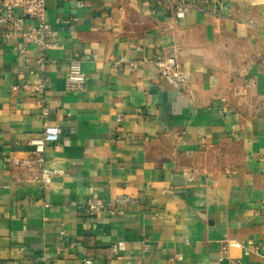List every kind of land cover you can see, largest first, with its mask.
Listing matches in <instances>:
<instances>
[{
	"label": "crops",
	"instance_id": "obj_1",
	"mask_svg": "<svg viewBox=\"0 0 264 264\" xmlns=\"http://www.w3.org/2000/svg\"><path fill=\"white\" fill-rule=\"evenodd\" d=\"M177 1L45 0V70L23 31H0V263L264 264L245 252L264 240V0H184L182 18ZM71 53L83 91L66 89ZM171 55L181 88L153 62ZM47 124L61 135L44 165L59 173L42 183L29 139ZM121 194L140 205L88 218L90 195Z\"/></svg>",
	"mask_w": 264,
	"mask_h": 264
},
{
	"label": "built area",
	"instance_id": "obj_2",
	"mask_svg": "<svg viewBox=\"0 0 264 264\" xmlns=\"http://www.w3.org/2000/svg\"><path fill=\"white\" fill-rule=\"evenodd\" d=\"M159 7L164 5L163 0H156ZM168 2V1H167ZM45 0H0V31L3 29V34L7 39H11L12 35L17 32H24V38L27 42L36 44L43 53L38 58V67L40 70H45L49 59L45 55V51L50 49L55 44V37L57 31L53 29L45 20ZM192 9V5L184 0H179L175 3L174 14L177 18H182ZM18 10H21L24 17L31 19L33 24L27 30H24L25 19L23 16L17 15ZM18 48L19 60L21 62L27 61V50L24 47ZM69 65V74L66 80V89L69 91L79 92L83 91L88 85V78L82 69V60L76 53H71L67 57ZM153 62L159 70V73L165 80H167L173 87L181 88L189 80V74L184 71L181 64L178 62L176 56H155ZM120 66H127L129 71H136L142 68V62L134 59H127L121 56L116 60ZM39 94L41 96L38 102L43 101L42 94L45 93V85L40 82L38 86ZM123 120V117L120 118ZM61 131L57 125H45L41 134L29 139V143L35 147L36 158L34 162L41 165V172L35 175L36 180L42 183H50L53 177L59 173L51 170L44 165L43 153L48 144L56 143L60 140ZM140 201L137 197L130 194L118 195L113 200H105L90 195L85 203L89 219H94L95 216L102 210H112L115 212H122L129 207H138ZM111 249L114 254L120 255L126 251V245L122 241L113 243ZM246 253H256L264 260V240L261 244L255 245L253 248H245ZM0 264H6L1 262ZM85 264H92L89 259L85 260ZM234 264H244L240 259L234 261Z\"/></svg>",
	"mask_w": 264,
	"mask_h": 264
}]
</instances>
